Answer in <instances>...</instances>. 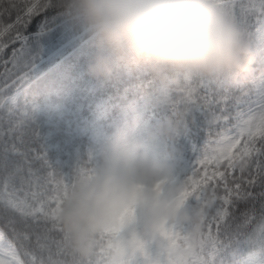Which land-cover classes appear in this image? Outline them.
<instances>
[{"label": "snow or ice", "instance_id": "1", "mask_svg": "<svg viewBox=\"0 0 264 264\" xmlns=\"http://www.w3.org/2000/svg\"><path fill=\"white\" fill-rule=\"evenodd\" d=\"M225 5L254 44L257 59L248 77L190 81L177 99V106L193 109L195 119L183 139L190 152L188 162H182L184 195L212 205L191 264H264V0H225ZM48 10L47 0H0V51L18 44L11 62L23 66L22 74H9L17 92L35 67L27 28ZM40 24L46 28L49 15ZM0 109V219L7 229L0 231V264H73L58 212L81 160L53 161L30 127L35 109L18 104L15 95H0ZM9 213L28 218L30 231H20ZM21 250L26 259L20 258Z\"/></svg>", "mask_w": 264, "mask_h": 264}, {"label": "trees", "instance_id": "2", "mask_svg": "<svg viewBox=\"0 0 264 264\" xmlns=\"http://www.w3.org/2000/svg\"><path fill=\"white\" fill-rule=\"evenodd\" d=\"M10 2L19 0H4L5 4ZM213 2L241 27L227 9L225 0ZM5 13L4 22L7 23V10ZM45 15H49V24L42 29L40 21ZM62 21L50 10L33 17L27 33H38L29 38V51L35 57V67L18 92L10 82L9 74L23 73L19 60L15 67L11 62L12 50L19 45L9 44L3 49L0 53V95H15L18 104L35 109L36 118L30 127L38 133L37 144L47 147L53 161L81 160L74 169V179L62 207L103 167L111 146L132 143V147L146 149L148 160L168 170L160 180L162 199L178 202L181 213L192 217L191 221L176 219L164 225L159 259L162 264H191L201 249L212 205L186 199L184 195L188 186L183 180L182 162H188L190 152L183 139L189 121L195 123L190 106H177L185 85L119 68L110 75H98L91 68L94 49L88 38L65 21L53 28ZM7 38L8 34L3 37L4 40ZM188 109L191 112L185 115ZM130 111H134L132 116H129ZM0 115H4L2 109ZM2 128L4 141H7L6 119ZM159 186L152 184L149 190L156 191ZM9 214L20 231L25 234L30 231L28 218L20 213ZM123 218L110 231L94 238L93 251L87 258L73 252L70 237L63 231L68 259L73 264H114L116 249H123V242L127 241ZM198 226L201 230L197 234ZM0 231H7L3 219H0ZM194 235L196 242L193 245ZM20 258L26 259L23 250ZM121 262L122 259L119 264Z\"/></svg>", "mask_w": 264, "mask_h": 264}, {"label": "clouds", "instance_id": "3", "mask_svg": "<svg viewBox=\"0 0 264 264\" xmlns=\"http://www.w3.org/2000/svg\"><path fill=\"white\" fill-rule=\"evenodd\" d=\"M50 10L85 35L94 51L92 71L115 68L152 74L177 85L194 80L223 82L248 77L257 53L244 30L213 0H47ZM183 90V88L181 89ZM191 109L185 112L189 114ZM167 168L138 148L111 146L105 164L59 210L58 219L75 254L87 258L94 238L115 227L129 208L148 210L145 235L156 238L176 219L191 221L179 203L145 189ZM201 230L197 228V234ZM196 242L193 236L192 244ZM133 245H130L132 247ZM125 249L117 248L114 264Z\"/></svg>", "mask_w": 264, "mask_h": 264}, {"label": "rangeland", "instance_id": "4", "mask_svg": "<svg viewBox=\"0 0 264 264\" xmlns=\"http://www.w3.org/2000/svg\"><path fill=\"white\" fill-rule=\"evenodd\" d=\"M133 112L130 111L129 116H132ZM135 113L138 115L137 112ZM124 145L132 147L133 144L125 143ZM138 150L141 155L148 159V153L145 149L138 148ZM154 184L159 186L160 181ZM144 187H148L147 191H150L151 185H145ZM150 192L154 193L158 199H162L160 186L158 190ZM147 219L148 210L143 207L133 206L125 213L123 221L126 225L125 234L127 241L123 242L125 255L122 258L121 264H162L159 257L162 255L160 239L163 235V229L156 238L146 236L144 233ZM130 245L133 246L130 247Z\"/></svg>", "mask_w": 264, "mask_h": 264}, {"label": "water", "instance_id": "5", "mask_svg": "<svg viewBox=\"0 0 264 264\" xmlns=\"http://www.w3.org/2000/svg\"><path fill=\"white\" fill-rule=\"evenodd\" d=\"M41 0H39V2H40ZM64 21H62V22H60L59 24H57L56 26H54L53 28H56L57 26H59L60 24H62ZM52 28V29H53ZM36 35H38V33L37 34H31V35H29V38L30 37H33V36H36Z\"/></svg>", "mask_w": 264, "mask_h": 264}]
</instances>
